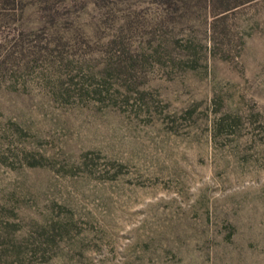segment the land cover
I'll return each mask as SVG.
<instances>
[{
  "label": "rangeland",
  "instance_id": "1",
  "mask_svg": "<svg viewBox=\"0 0 264 264\" xmlns=\"http://www.w3.org/2000/svg\"><path fill=\"white\" fill-rule=\"evenodd\" d=\"M0 264H264V0H0Z\"/></svg>",
  "mask_w": 264,
  "mask_h": 264
}]
</instances>
